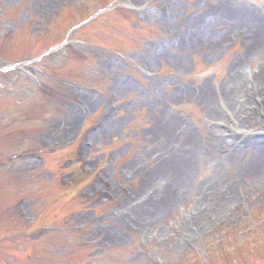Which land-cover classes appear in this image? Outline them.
Wrapping results in <instances>:
<instances>
[{
	"label": "rangeland",
	"instance_id": "1",
	"mask_svg": "<svg viewBox=\"0 0 264 264\" xmlns=\"http://www.w3.org/2000/svg\"><path fill=\"white\" fill-rule=\"evenodd\" d=\"M108 1H113L114 5H109L105 11L103 8ZM163 1L165 2V0H57L56 3L45 6L41 4L42 0L41 2L40 0H0V67L8 62L16 63L31 59L47 50L49 46L61 43L39 62L11 69L7 71L4 80L1 78L3 82L0 87V189H4L5 194H7L6 191L10 194L21 192V196H25L21 207L25 215L31 214L35 219L37 217L36 222L48 223L53 219L51 211L55 206L62 204L58 203V193L61 189H110L109 192L115 189L119 195L123 196L124 190L149 189L154 182L161 181L163 170L170 174L162 177L165 182L171 180V183H167L165 187L174 184V189L178 190L173 201L177 202V198L182 196V203H184L178 205L170 214L163 215L165 219L174 220L178 226L187 224L188 219L182 217L180 211L186 212L197 204H203L205 207L195 219L189 218L192 223L188 225L192 224L199 229L198 237L202 249L206 246L210 255L212 251L215 252L213 258L211 256L208 258V264H264V256H260L264 254V206L256 212L255 219L251 220L247 215L251 209L261 203L264 197V162L259 160L260 156H255V160L251 162L261 161L263 164L259 162L252 166H250L251 163L245 165L248 156H239L230 168H223V172L218 174L214 173V179H209L213 172L208 173V170L201 168L194 181L192 175L198 167L197 163L188 164L186 167L181 166L180 174H175L173 170L167 171V168L163 166L172 156L176 160L179 158L181 165L186 163L183 149L189 138L185 136L181 147L177 150V143L182 137L174 138L175 132L170 130L178 129L177 124H171L173 114L170 109L176 107L178 110L183 102L172 99L170 100L173 101L172 103L169 101L167 103L162 97L174 84H168L166 89H161L157 98L153 96V93L145 92L148 91L145 87L150 85V79L153 81L151 84H155L159 77H167L172 72L183 76L179 79L181 83L186 81L194 86L206 84L207 93L209 89L212 90L213 83L217 79L229 78L230 75L223 74L226 70L220 69L219 64L206 65L198 50L192 56L190 48L195 45L193 36L198 34L197 28H194V20L199 13L213 12L218 16L202 19L211 20L210 28L220 25L219 30L225 34H231L232 37L238 30H246L247 34V32L252 33V29L256 28L254 36L259 35L260 41V36L264 38V17L262 16L264 0H166L165 5H169L171 9L168 11L169 16L161 20L159 17L163 10ZM120 7L124 9L128 7L129 13H121ZM89 15H93L96 20L100 19L85 26L84 22L77 27L79 31L76 32L73 27L66 33L71 20L77 19L75 23H79L80 20L82 22L81 18ZM122 17L128 19L124 21ZM131 18L137 23H132ZM159 20L165 23L167 29L161 28V31L159 30L161 33L156 34V27L161 26ZM49 26L54 28L51 29ZM177 33L183 34L182 38L188 37L179 48L168 53L170 51L167 47H157L159 42L156 41L165 39L164 41L169 42ZM62 42H69V44L64 46ZM243 43L244 41H238L236 45L225 48L224 53L228 51L229 56H232L231 66L241 67L246 63L252 64L251 73L256 85L264 84V63H260L261 46L264 47V42L262 44L259 42L252 52L246 50V54ZM70 51L77 59L69 60V57H72ZM80 52L86 55V58H78ZM249 54L251 55L247 56ZM182 55L185 59L183 64L177 66L182 70L179 73L175 63L181 59ZM144 57H149L155 69L161 67L157 80L154 77L150 79L144 77V72H148L142 63ZM43 67L46 68V72ZM40 70L43 74L42 79L39 78ZM215 72L218 73L217 76L214 75ZM121 77H128L127 84L123 89H118L116 106H112L107 103L110 99L109 94L116 90L115 86L118 84L116 80ZM38 79L42 80L40 83L44 82V90L50 94L49 98L41 95L42 91L40 92L37 87ZM235 85L233 87L237 91ZM78 92L86 93L84 101H87V108L83 106L84 113L96 111L93 118L89 117L94 119L93 122L90 119L85 124L88 128L86 132L90 134V131L94 129L93 125L103 120L102 116L106 111L111 113L109 118L111 124H109L112 125L106 132L102 129L103 134L98 132L95 138L89 137L90 145L82 156L75 155L79 161V171L83 174L78 180L82 177H90L85 183H73V180L77 178L72 176L71 172L67 174L55 171V163L71 155L72 152L71 145L66 148L60 147L76 140L73 145L75 148L82 142L81 135L77 137L76 133L81 119L73 116L74 124L69 131L67 133L64 131L50 140L52 129L55 131L59 129L60 132L65 129V126L63 128L61 126L62 120L59 122L58 119L66 113L75 115L69 111L67 101H72L71 97ZM199 93L200 91H193L188 98L189 101L183 100L190 103L188 110L185 111L188 117L195 115L201 118V109L211 103L204 105L205 102H199L203 101L198 99ZM249 100L251 101V98ZM156 106L157 109H155ZM111 107H117L116 111ZM259 108L264 115V103L259 105ZM257 113V110L253 108L251 114H254L255 118L262 123L263 116L258 117ZM250 120L248 122L251 125ZM90 123L93 127L87 126ZM47 125L50 126L49 129L46 128ZM157 128L165 130L158 133ZM39 131H41V137L38 136ZM186 147H189V144ZM42 148L46 149L43 152L55 149L54 152H50L44 162L33 153ZM56 149L59 151L57 152ZM121 150L124 154H121ZM147 150L156 159L154 163L143 157L142 152ZM73 161L75 162V157ZM67 164L69 163L65 162V165ZM67 168L71 171L73 166L69 165ZM121 169L125 170L124 173L127 176L124 177L119 172ZM234 171L237 175L230 174ZM134 174L139 175V180L144 177L146 183H138L137 178H130ZM70 175L72 184L63 186L64 183L60 182L62 185L60 186L59 180L65 181ZM221 182H232L231 189H241L240 193H242L239 201L237 192L232 194V201L236 200L242 206L227 217L225 208L229 202L217 201L211 196H200L196 192L197 189H204V186L214 191L226 189V187L221 188ZM181 189H193V195L190 193L186 200L183 191L179 192ZM75 193V190H69L67 195ZM76 199L79 201L78 197L75 201ZM55 203L58 204L55 205ZM66 203L69 204L68 201ZM74 206L75 204H72L70 210ZM250 207L253 208L250 209ZM88 208L89 205L82 204L73 214L70 210L62 211V214L70 221L74 217L77 222H85L88 228L86 232L80 234L64 232L63 237L60 232L63 229L60 228L55 236H43L44 240L39 239L34 247L24 250L25 245L31 242L24 240L20 244L18 241L7 242L6 248L12 247L14 251L9 253L0 247V264H153L148 255L165 258L166 264H195V255H191L190 247L181 242L183 237L180 240L179 233L169 231L171 238L168 240L169 234L165 233L166 220L161 219L163 212L159 209L146 216L150 224L149 230H152V233L147 236L140 231V228L132 230L129 234L114 229L113 223L120 226L122 230H124L123 226L128 228L123 225L121 219L124 215L120 216L118 213L120 218H116V214L113 217L108 216L102 210L97 219ZM215 209H217L215 214H212ZM79 210L82 211L79 213ZM224 216L225 219H223ZM4 217L5 215L0 213V220ZM105 217L107 218L104 220ZM219 217L222 220L213 225ZM8 223V221L3 222L0 231L4 230V233H7L8 228L15 229L9 227ZM200 223L205 226L198 227ZM226 223H229L227 227L231 224L234 229L228 236L227 244H225V237H222L224 230H220L224 224L227 225ZM108 224L110 230H108ZM220 225L222 226L219 227ZM105 227L107 230L104 229ZM155 233L158 236H155ZM173 237L180 240V245H174ZM62 240L65 241V245L61 244ZM215 241H220V247ZM228 243H230L229 246ZM192 244L195 245L194 240ZM84 245L92 248L93 258L87 259V247ZM206 248L203 249L204 252ZM176 250L179 251L175 252ZM27 253L31 255L27 257ZM181 256L186 259L184 260ZM222 257L224 260L221 259Z\"/></svg>",
	"mask_w": 264,
	"mask_h": 264
},
{
	"label": "bare ground",
	"instance_id": "2",
	"mask_svg": "<svg viewBox=\"0 0 264 264\" xmlns=\"http://www.w3.org/2000/svg\"><path fill=\"white\" fill-rule=\"evenodd\" d=\"M210 27H209V24L208 25H205L202 29H201V32L202 33H204V34H210ZM219 87V91L217 92V89H214V92H212V93H210V94H205L204 93V91H205V87L203 86L202 88H201V91H200V93H199V95H198V99L199 100H203V101H199V102H206L207 100H208V102H210L211 100H213V99H217L218 98V95H220V89H221V84H215V87ZM164 88H165V86H164ZM203 90V91H202ZM180 93H182V95H183V93H186V94H190V93H187V92H180ZM180 96V95H179ZM178 96V97H179ZM178 97L177 98H175V99H178ZM225 107L226 108H228V105H227V103H226V105H225ZM147 155H149V154H147ZM179 164V162H178V160H177V162L176 163H172V164H166L165 163V166H163V167H165V168H167V171H170L171 169L174 171V173L175 172H177L178 171V169H174V168H172L173 166H177ZM177 168H178V166H177ZM137 198H138V200H139V204H141V205H144L145 203L143 202V200L141 199V197L139 196V195H137ZM153 203H156V202H153ZM138 207H140V206H138ZM146 208H147V210H148V208L149 207H147L146 206ZM151 209H153L152 207H150ZM140 213V212H139Z\"/></svg>",
	"mask_w": 264,
	"mask_h": 264
}]
</instances>
